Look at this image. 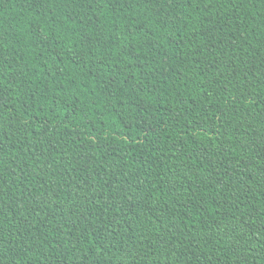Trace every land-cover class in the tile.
<instances>
[{"label":"trees","instance_id":"16d2710c","mask_svg":"<svg viewBox=\"0 0 264 264\" xmlns=\"http://www.w3.org/2000/svg\"><path fill=\"white\" fill-rule=\"evenodd\" d=\"M0 264H264V0H0Z\"/></svg>","mask_w":264,"mask_h":264}]
</instances>
